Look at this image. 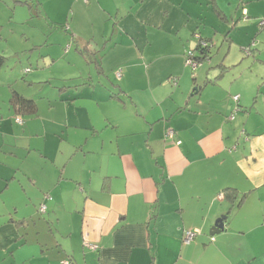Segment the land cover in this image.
<instances>
[{"label": "crops", "instance_id": "crops-1", "mask_svg": "<svg viewBox=\"0 0 264 264\" xmlns=\"http://www.w3.org/2000/svg\"><path fill=\"white\" fill-rule=\"evenodd\" d=\"M16 2L41 13L42 0ZM68 9V33L20 30L29 36L14 35L21 48L0 68V196L11 205L0 261L26 246L18 222L27 227L21 207L35 201L56 232L22 264H264V71L245 90L234 76L222 81L224 60L192 80L184 65L197 38L237 40L233 24L264 17V0H68ZM244 22L249 45L264 40V27L257 35ZM75 61L82 66L68 74ZM57 62L72 66L45 71ZM180 76L175 89L168 79ZM11 90L34 112L17 114ZM228 187L244 194L240 204L219 196ZM14 188L24 206L9 199ZM223 214V230L210 235ZM184 230L198 232L185 243Z\"/></svg>", "mask_w": 264, "mask_h": 264}, {"label": "rangeland", "instance_id": "rangeland-1", "mask_svg": "<svg viewBox=\"0 0 264 264\" xmlns=\"http://www.w3.org/2000/svg\"><path fill=\"white\" fill-rule=\"evenodd\" d=\"M42 5H41V13L38 14L37 16H32L31 15V10L29 11L27 6L20 4L16 2V0H0V4L3 6L1 8L0 6V53H2L5 56V61L4 63L6 64L9 59H12L16 50H20L21 44L17 43L14 41L13 37L14 35H21L25 34V36H29L27 33H21L20 30L27 32L30 30H33L31 33V36L34 37L36 34L35 32H39V30L48 27L52 31H61V33H68V26L66 23L69 21L68 16V0H42ZM210 15V17H207L208 20H213V16L210 14V12H206V14ZM243 18L241 20H238L237 24L235 25V32H237V40L231 41V42H226L222 40V36L219 32L214 33L212 36L213 39H211L210 44L211 47L209 49V56L206 57L203 61L198 63L195 67H192L191 65L186 63V54L189 52L191 49H187L185 52L184 56V65L187 69V76L189 77L190 80L194 78L195 76L197 79L201 78V66L204 64V67L207 65L206 68H203L205 71L210 65L212 66L213 64H216L217 62H220L221 60H224L223 62L227 65H230L229 69L227 72L224 73V77L222 81H225L228 79V81H231L233 76L234 80L233 82L238 85V87L244 88L246 90L247 86L249 83L253 82L254 74L258 72H263V68L256 69L258 66H264V40L258 39L257 41L251 45H249V41H252V36L248 39L249 41L244 38L245 36V31L243 27L245 26L244 21H254L256 27L254 30L255 34L260 33L259 30L262 29L258 23V21L264 17H258L255 19H250V18H245V15H243ZM215 24V23H214ZM63 25L62 27H60ZM65 30V32L63 31ZM53 35H56L53 33ZM59 35V34H57ZM66 35V34H63ZM58 37V40L62 39L61 34ZM252 37V38H251ZM8 39V40H7ZM193 42L195 43V39H192ZM191 41H189V48L191 44ZM51 42V41H48ZM246 44V45H245ZM49 46H53L52 44H48ZM250 50V52H246L243 48ZM257 48L254 52V55L252 54V48ZM243 48V49H242ZM45 49V48H44ZM71 51L73 52V48H71ZM263 60V61H260ZM166 62L165 60H160L158 61V65H161V63ZM72 65H65L62 62H57L51 66V68L45 70L47 72L51 71L55 74H59L62 72L63 68L69 69V67ZM75 66L71 68V70L68 72L70 73H76L74 68H78L82 66V63L76 62L75 61ZM50 67V66H49ZM121 66H118L120 68ZM117 68V67H116ZM74 69V70H73ZM79 69V68H78ZM115 70V69H114ZM113 71V75H114ZM113 75L111 72H109L108 77L110 78L111 81H115L113 78ZM115 76V75H114ZM92 77L94 80H96L95 75L92 74ZM101 78V77H100ZM169 84L176 86L175 89H180L181 85H183V77L180 76L178 79V83L174 80V78H169L168 79ZM261 82V80L258 79V83ZM220 84L222 82H219ZM201 85V84H200ZM84 87L79 88L81 90ZM193 88V87H192ZM209 88V87H208ZM217 89V88H216ZM78 93H81L82 97L80 98V103H85L87 101V98H85V94L87 93V89H83L79 91ZM208 90L203 89V95L207 94ZM1 96V95H0ZM3 96L2 98L0 97V103H2ZM237 109V108H235ZM235 111V110H234ZM234 111L233 117H234ZM230 114V115H231ZM229 115V116H230ZM229 118V117H228ZM35 169V168H34ZM29 191L32 192L34 191L31 187H29ZM9 194L12 196L9 199L14 198L19 204V206H24L25 199L22 200L21 194H19L17 188H14L9 191ZM5 195L0 196V222H6L8 221V215L5 213L7 210L11 208V205H6L8 202H5ZM23 208V209H21ZM20 210L24 213V215H27L28 217L30 216L31 218L28 220V225L27 227H24V224H26V221L22 223L21 227L20 222H18V228L21 231V243L26 246H23L22 249H16L15 250V256L12 261L3 263V261H0V264H22L21 255L24 254L26 249L33 248L35 245H38V239L42 237H46V234H49V236H54L55 235V228H51V231H49V228L46 227V215L44 216L43 213L38 212V202H33V203H28L25 205V207H21ZM37 208V210H36ZM229 214V213H228ZM27 217V218H28ZM15 218V217H14ZM46 222H45V220ZM47 238V237H46ZM25 240V241H24ZM24 241V242H23ZM22 246V245H21ZM14 250V249H13ZM12 250V252H13ZM11 253V252H10ZM15 257L18 259L16 260ZM26 263L24 264H36V257L34 258H29L26 256ZM20 259V260H19Z\"/></svg>", "mask_w": 264, "mask_h": 264}, {"label": "trees", "instance_id": "trees-1", "mask_svg": "<svg viewBox=\"0 0 264 264\" xmlns=\"http://www.w3.org/2000/svg\"><path fill=\"white\" fill-rule=\"evenodd\" d=\"M194 49H195L196 53H194L192 58L197 63H200L206 57L209 56V49H210L209 44L204 46L200 43H197ZM4 61H5V57L0 54V68L4 64ZM205 82H209V80H207ZM9 101H10V104L15 109V111H17L16 112L17 114L33 113L35 110V104L32 100L21 97L20 95H18L17 92H15L13 90H11ZM220 194H222V197H224L226 200H229L231 203L235 202V200H236L237 201L236 205L240 204L242 199L244 198L243 197L244 194H239L236 191V189L231 188V187L225 188L223 190V192H221Z\"/></svg>", "mask_w": 264, "mask_h": 264}, {"label": "built area", "instance_id": "built-area-1", "mask_svg": "<svg viewBox=\"0 0 264 264\" xmlns=\"http://www.w3.org/2000/svg\"><path fill=\"white\" fill-rule=\"evenodd\" d=\"M244 15H245V13H244ZM258 23H259L260 27H264V18L260 19V20L258 21ZM197 43H200V44H202V45H204V46H206V45L208 44L206 41H204V40L201 39V38H197ZM197 43H196V44H197ZM246 52H248V49H246ZM194 53H196V51H195V49L193 48V49H191L189 52H187V54H186V56H187V58H186V63L189 64V65H191L192 67H195V66L198 64V63H197L196 61H194V59L192 58V56L194 55ZM115 75H116L117 77H119V75H120V70H119V69L115 72ZM232 98H233V100H234L235 102H237L239 96H238V95H234ZM229 119H233V114H231V115L229 116ZM21 120H22V119H21L20 116H16V117H15V121H17L18 123H20ZM174 136H175V132H174V130L171 129V128H168V129L166 130V132H165V137H166V139H168V138H169V139H173L172 141L175 142L176 144H178L180 141L177 140V139H175ZM219 196L222 198V194H220ZM44 209H45V205H44V204H41V205L39 206V211H40V212H43ZM197 232H198V230H184L183 235H182V241L185 242V243H188L189 241H191V240L195 237V235L197 234ZM87 246H88L90 249H97V248H98L97 244H89V245H87Z\"/></svg>", "mask_w": 264, "mask_h": 264}, {"label": "water", "instance_id": "water-1", "mask_svg": "<svg viewBox=\"0 0 264 264\" xmlns=\"http://www.w3.org/2000/svg\"><path fill=\"white\" fill-rule=\"evenodd\" d=\"M198 86H194L193 90H197ZM227 214L220 215L214 222L213 226L210 227L209 234L214 235L221 232L224 228V221L226 219Z\"/></svg>", "mask_w": 264, "mask_h": 264}]
</instances>
